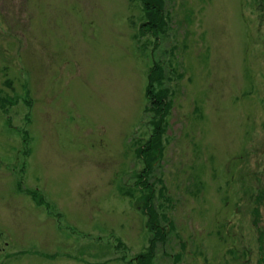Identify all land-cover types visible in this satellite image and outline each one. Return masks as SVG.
<instances>
[{"label":"rangeland","instance_id":"rangeland-1","mask_svg":"<svg viewBox=\"0 0 264 264\" xmlns=\"http://www.w3.org/2000/svg\"><path fill=\"white\" fill-rule=\"evenodd\" d=\"M165 10L0 0V264H264V0Z\"/></svg>","mask_w":264,"mask_h":264},{"label":"trees","instance_id":"trees-1","mask_svg":"<svg viewBox=\"0 0 264 264\" xmlns=\"http://www.w3.org/2000/svg\"><path fill=\"white\" fill-rule=\"evenodd\" d=\"M138 4L140 5L142 16L141 20H146L143 22V24L140 26V29H144L146 32L154 31V35L156 36L159 32L162 33L163 26H166L167 21L165 20V17H167V11L165 10V0H136ZM142 20V21H143ZM165 36V34H164ZM153 81L149 80L148 86H147V97L149 99V96L151 95V104L149 107V110L157 111L158 113V120L155 122V127L153 128V135L146 141L147 142V148L144 150L146 152L147 162H151L155 159L156 152L162 151V148H158L154 143V139H159L160 134H163V127L162 124L167 120L166 112L167 109H159L157 108V105L159 102L164 101V96L166 91L163 92H157V95L159 96L160 100H155L153 97L155 96V93L153 91ZM165 127V125H164ZM158 148V149H156ZM146 169V168H145ZM142 174H148L152 175L149 171L144 170ZM150 177H148L149 179ZM138 184H147L146 180H144L143 175H140L137 177ZM136 181V182H137ZM148 185V184H147ZM154 192L149 193L148 195H142L141 199L143 201V206L149 209L150 213L149 215L146 213L147 216H149L148 221L151 222L153 217L162 216V214H158L153 208V202H154ZM149 199L150 207H149ZM152 217V218H151ZM151 218V219H150ZM158 227L154 226L151 223V226H149V230L153 234V238L149 240V246L146 248L145 252L141 253L138 258L137 262L139 264H151L153 261V247L155 246L156 241L163 242L164 240V233H162L161 236H159V232L157 231Z\"/></svg>","mask_w":264,"mask_h":264}]
</instances>
